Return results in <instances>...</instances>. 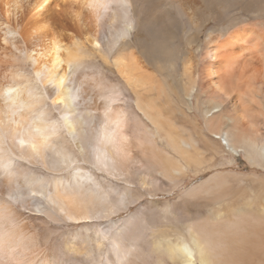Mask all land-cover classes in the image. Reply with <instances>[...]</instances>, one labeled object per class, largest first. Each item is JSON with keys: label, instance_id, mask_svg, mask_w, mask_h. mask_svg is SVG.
Here are the masks:
<instances>
[{"label": "bare ground", "instance_id": "6f19581e", "mask_svg": "<svg viewBox=\"0 0 264 264\" xmlns=\"http://www.w3.org/2000/svg\"><path fill=\"white\" fill-rule=\"evenodd\" d=\"M164 1L0 0V264H243L221 219L187 216L146 252L147 213L112 222L137 197L84 166L149 192L165 185L146 172L188 176L206 158L264 167V29L230 21L264 17V0H177L175 17ZM221 187L214 176L182 199L218 204ZM20 209L80 230L54 256Z\"/></svg>", "mask_w": 264, "mask_h": 264}, {"label": "rangeland", "instance_id": "374dc122", "mask_svg": "<svg viewBox=\"0 0 264 264\" xmlns=\"http://www.w3.org/2000/svg\"><path fill=\"white\" fill-rule=\"evenodd\" d=\"M167 1L173 7L170 10L171 16H178L177 12L173 10L178 1L166 0L162 3L167 4ZM238 13V11H234L231 16L228 13L231 23H240L241 26L250 24L253 27L264 29V17ZM178 25L184 26L187 30L185 19L179 21ZM179 32L178 37L182 35V31L179 30ZM141 35L142 32L139 33V36ZM178 37L174 41L175 46L178 47L181 44L180 49L183 47L182 50L185 48L187 50L185 43L182 42L184 38L181 37L182 39L178 40ZM98 62L104 64L101 59H98ZM103 72L114 82L118 80L114 70L110 67L105 66ZM125 95L128 96L126 92ZM131 97L133 98V95ZM178 126L182 127V125ZM160 146L162 147L163 143L160 142ZM202 157L205 158L206 156L202 155ZM206 160L201 161V165L188 169V176L179 175L178 177L176 174L163 176L161 172L145 173L142 171L141 176L145 173L149 180L154 181L158 186L165 185L157 190H151L152 193L146 189L149 187L140 186L139 182L132 176L127 178L110 177L102 171H96L92 166H84L89 171L96 172L99 183L110 186L116 195L123 196L126 190L127 192L130 191L127 194L137 197L136 202L131 204L126 211L114 215L112 222H120L138 211L147 213L149 216L145 223L153 225V227L144 231V250L146 249V252L152 250L155 245L167 249L169 241L175 238V235H179L181 228L188 224L185 221L187 216L195 218L194 226H202L203 223L214 225L221 219L223 222L222 229L227 239H222L225 241V246L229 245L231 249H228H233L243 264H264L262 263L264 262V167L251 165L243 155L238 158L226 155L222 158H206ZM30 167L36 177L49 178V175L51 177V174L39 165H30ZM214 176L219 177L222 183L218 204L187 202L182 199L187 191L202 185ZM175 178L179 179V183L171 184L170 180ZM36 202L45 205L38 196H36ZM20 212H22L23 218L38 231L42 245L46 247L47 252L54 256L61 257L70 238L69 235L80 230L79 226H71L67 222L54 223L44 216L38 215L35 211L20 209ZM229 229L234 232L236 239L232 236L231 239L236 241V245H233L230 242V237H227V234L230 233ZM91 233L88 234L93 236ZM254 244H259L260 246L257 247H263V249L258 248L257 251H260L254 254ZM224 249L227 250V247ZM148 260V264H156L153 259L148 258Z\"/></svg>", "mask_w": 264, "mask_h": 264}]
</instances>
